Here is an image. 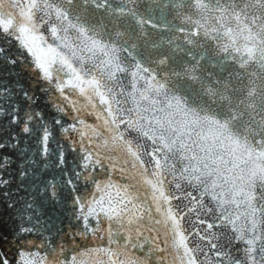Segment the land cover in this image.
<instances>
[{
  "label": "snow or ice",
  "instance_id": "1",
  "mask_svg": "<svg viewBox=\"0 0 264 264\" xmlns=\"http://www.w3.org/2000/svg\"><path fill=\"white\" fill-rule=\"evenodd\" d=\"M0 264H264V0H0Z\"/></svg>",
  "mask_w": 264,
  "mask_h": 264
},
{
  "label": "water",
  "instance_id": "2",
  "mask_svg": "<svg viewBox=\"0 0 264 264\" xmlns=\"http://www.w3.org/2000/svg\"><path fill=\"white\" fill-rule=\"evenodd\" d=\"M11 226V222L8 220L7 215L0 212V231H8Z\"/></svg>",
  "mask_w": 264,
  "mask_h": 264
}]
</instances>
